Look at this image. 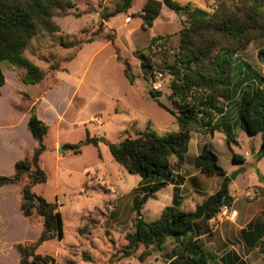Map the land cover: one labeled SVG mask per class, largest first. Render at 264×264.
<instances>
[{"label":"rangeland","instance_id":"1","mask_svg":"<svg viewBox=\"0 0 264 264\" xmlns=\"http://www.w3.org/2000/svg\"><path fill=\"white\" fill-rule=\"evenodd\" d=\"M70 1L73 8L54 19L59 32L39 34L25 52L26 59L48 73L39 84L40 97L44 92L49 94L52 91L50 100L62 111L73 92L63 120L58 122L53 112L44 113L49 128L40 166L47 181L35 186L34 192L58 207L63 220L64 239L43 243L38 247L37 254L52 256L57 264H168L172 259V250L178 252L181 249L173 240L167 241L164 250L153 251L145 261L139 258L145 251L144 247L133 257L120 259L128 243L126 236L132 231L137 218L134 197L144 195L145 191L141 188L143 179L129 174L113 158L109 145L127 138L135 139L146 131L159 136L178 132L176 118L161 105L176 112L179 109V101H171L169 96L171 82L175 79V54L183 28L181 19L163 6L156 25L144 30L140 15L148 0H136L132 10L111 18H103V15L112 13L119 0ZM173 1L211 13L221 8L237 12L247 2ZM155 37L161 38L159 44L163 45L164 51L153 57L154 69L146 70L141 65V54L147 53ZM263 50L264 38H259L232 57L234 64L246 62L254 70L249 72L248 68H244V73L240 75L237 69L236 81L247 74L251 75L249 79L264 78V55L260 57ZM125 63L131 68L134 84L125 76ZM2 68L9 87L15 82L13 74L18 82L25 75V71L9 63H3ZM157 93H161L160 98H156ZM26 97L23 95L24 103L30 108L37 104L32 99L26 100ZM222 104L228 110V117L217 124L214 132H193L182 164V186L174 194L173 186L168 185L154 199L148 200L141 211L145 221L159 219L164 209L173 206L175 201L182 209L193 212L208 195L217 191L222 179L219 176L207 177L200 173L199 177L190 179L198 172L196 157L204 146L217 155L219 165L230 180L237 171L244 169L235 180L230 181L235 209L254 212L261 206L256 202L264 204V192L258 188H264V159L258 162L256 157L263 135L250 136L242 130L236 101ZM228 134L230 144L227 143ZM87 138L96 140L97 146L83 145L78 155L68 150V145H79ZM58 143L67 151L59 154ZM233 154L240 155L244 163H235ZM174 159L171 160L172 170L178 172L180 164L176 165ZM259 218L263 219L261 215ZM26 220L27 223L23 222L24 218L17 221L19 232L5 236L8 242H37L42 221L38 216ZM188 240V237L184 238V241ZM14 245L0 253V264H3L1 258H7L5 264H15L16 255L13 254L18 252L13 249ZM7 251L12 255H5Z\"/></svg>","mask_w":264,"mask_h":264},{"label":"trees","instance_id":"2","mask_svg":"<svg viewBox=\"0 0 264 264\" xmlns=\"http://www.w3.org/2000/svg\"><path fill=\"white\" fill-rule=\"evenodd\" d=\"M135 1L119 0L115 10L103 15V18L126 13ZM163 6L173 11L183 25L174 60L175 79L171 82L169 96L171 101H179V109L176 112L161 105L176 118L179 130L164 136L146 131L135 139L127 138L109 145L113 158L129 174L143 179L141 188L145 191L144 195L134 197L137 218L132 231L126 236L128 243L120 259L133 257L144 247L145 251L139 258L145 261L153 251L164 250L167 241L173 240L181 249L178 252L172 250L170 264H211L203 247L194 239L199 233L200 224H206L224 206H230L234 198L229 189L231 180L219 165L217 155L208 146H204L197 156L195 165L204 176L222 178L220 189L215 194L208 196L193 212L182 209L180 203L175 201L153 222L145 221L141 211L148 200L154 199L159 191L175 183L171 160L175 158L179 164H184L193 132L216 130L214 118L225 114L222 103L229 105L236 101L242 130L250 136L263 135L256 157L258 162L264 158V78L249 79L251 75L247 74L236 81L237 69L240 75L244 73V68H248L249 72L254 70L246 62L234 64L232 61L237 52L246 49L254 40L264 38V0H247L237 12L221 8L213 13L191 5L181 6L173 0H148L140 15L144 30L153 28ZM71 8L73 4L70 0H0V89L5 85L3 63L25 71L21 78L24 85L43 82L48 73L26 59L25 52L39 34L58 33L60 29L54 21L55 17L64 15ZM160 40V37L153 38L147 53L141 54L142 68L154 69L153 57L164 51ZM262 55L264 50L260 52V57ZM125 64V76L134 84L131 68L128 63ZM37 106L35 104L30 109L28 122L36 147L16 164L12 176L0 177V188L19 186L21 213L28 220L38 216L42 221V233L37 242H22L13 246L20 255L21 264H57L54 257L37 254L38 247L43 243L64 239L63 220L58 207L34 192L35 186L47 181L40 166V158L46 150L44 139L49 128L37 118ZM227 143L230 144V134ZM83 145L97 146V141L87 138L79 145H68L67 148L78 155ZM233 161L244 163L238 154H233ZM250 227H256V232L244 231L243 236L253 246L263 237L264 227L258 223ZM187 237L189 240L186 242L184 238Z\"/></svg>","mask_w":264,"mask_h":264},{"label":"crops","instance_id":"3","mask_svg":"<svg viewBox=\"0 0 264 264\" xmlns=\"http://www.w3.org/2000/svg\"><path fill=\"white\" fill-rule=\"evenodd\" d=\"M154 25H156V21ZM12 78L15 82L9 87L8 79L5 75V85L0 89V177L12 176L15 173L16 164L24 160L27 154L36 147L35 137L28 127L31 108L29 107V104L24 103V98L23 96L21 97V94L27 95L26 100L32 99L37 103V118L46 125L47 120L44 115L45 111L53 112L58 122H60L64 119L73 96L72 92L70 95V102H68L66 107L60 111L58 105L50 100L52 91L49 94L40 97L38 93L39 84L24 85L15 79L14 74L12 75ZM227 112L228 110L226 109L224 116H218L215 119L214 124L216 126L219 122L228 117ZM56 147L60 148L59 154L67 151L63 150L61 143H58ZM174 161L176 165H178V161L176 159H174ZM183 165H179L180 171L178 172L172 170L175 177V183L171 184L174 189V194L184 182V178L180 176L182 175L181 169ZM196 170H198V168H196ZM199 175L200 171L198 170L197 173L190 176V179L199 177ZM178 179L181 180L178 181ZM219 182L217 191L220 189L222 179ZM258 188L264 192L263 187L258 186ZM20 195L21 188L19 186L9 185L0 188V253L5 251V249L7 250V248L15 243H18V241L8 242V240L5 239V236H8L9 233L19 232L17 221L24 218L23 222L27 223V218L23 216L19 208ZM256 203L261 204V206L254 212H240L234 208V200L230 205V208L237 213L235 219H225L215 229L211 228V221H208L206 224H200L199 233L194 240H197V242L203 247L211 264H264V235L253 246L249 245L243 236L244 231L250 233L256 232V227H250L253 223H258L260 226L264 227V204L261 202ZM259 215H261L263 219H260ZM209 229L211 230L210 232H208ZM41 233L42 230L38 232L37 241L41 237ZM208 247L209 251H206V248ZM5 255L9 257L12 253L9 254L7 251ZM13 255H16L15 264H21L19 254L17 253ZM1 259V262L5 264L7 258ZM170 263L171 262L168 264Z\"/></svg>","mask_w":264,"mask_h":264},{"label":"built area","instance_id":"4","mask_svg":"<svg viewBox=\"0 0 264 264\" xmlns=\"http://www.w3.org/2000/svg\"><path fill=\"white\" fill-rule=\"evenodd\" d=\"M158 87L156 86L155 89ZM237 217V213L232 211L230 206H224L210 221H211V228L215 229L219 226L225 219H235Z\"/></svg>","mask_w":264,"mask_h":264},{"label":"water","instance_id":"5","mask_svg":"<svg viewBox=\"0 0 264 264\" xmlns=\"http://www.w3.org/2000/svg\"><path fill=\"white\" fill-rule=\"evenodd\" d=\"M161 97V93H157L156 94V98H160ZM244 171V169H240L239 171H237L232 177L231 180H235L237 178V176L239 174H241Z\"/></svg>","mask_w":264,"mask_h":264}]
</instances>
